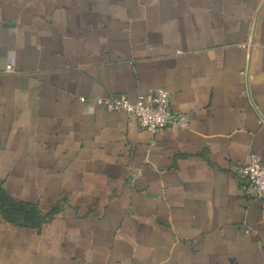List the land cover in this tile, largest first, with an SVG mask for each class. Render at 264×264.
Segmentation results:
<instances>
[{"label": "crops", "instance_id": "0c3cea01", "mask_svg": "<svg viewBox=\"0 0 264 264\" xmlns=\"http://www.w3.org/2000/svg\"><path fill=\"white\" fill-rule=\"evenodd\" d=\"M159 87L187 128L93 102ZM251 152L264 0H0V189L35 206L0 203V264H264Z\"/></svg>", "mask_w": 264, "mask_h": 264}, {"label": "built area", "instance_id": "2783aa9c", "mask_svg": "<svg viewBox=\"0 0 264 264\" xmlns=\"http://www.w3.org/2000/svg\"><path fill=\"white\" fill-rule=\"evenodd\" d=\"M6 68L9 70L10 65ZM93 102L103 110L125 111L142 129L151 133L169 125H176L180 129L189 125V114L175 110L169 92L161 87L148 89L135 101H129L124 94H110L94 97ZM236 175L246 196L252 200L264 198V165L257 154L248 153L246 160L237 167Z\"/></svg>", "mask_w": 264, "mask_h": 264}, {"label": "trees", "instance_id": "16d2710c", "mask_svg": "<svg viewBox=\"0 0 264 264\" xmlns=\"http://www.w3.org/2000/svg\"><path fill=\"white\" fill-rule=\"evenodd\" d=\"M0 203L2 205V214L7 218L15 217V215H17V218L29 221L28 215L35 211V206L32 204L9 200L2 188L0 189Z\"/></svg>", "mask_w": 264, "mask_h": 264}]
</instances>
